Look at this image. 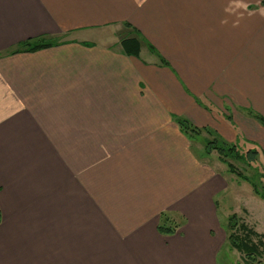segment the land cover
Returning a JSON list of instances; mask_svg holds the SVG:
<instances>
[{"label": "crops", "instance_id": "crops-1", "mask_svg": "<svg viewBox=\"0 0 264 264\" xmlns=\"http://www.w3.org/2000/svg\"><path fill=\"white\" fill-rule=\"evenodd\" d=\"M236 107L264 117L260 0H0V264H217L228 181L176 118L264 155Z\"/></svg>", "mask_w": 264, "mask_h": 264}, {"label": "trees", "instance_id": "trees-1", "mask_svg": "<svg viewBox=\"0 0 264 264\" xmlns=\"http://www.w3.org/2000/svg\"><path fill=\"white\" fill-rule=\"evenodd\" d=\"M264 4V0L260 1ZM58 43V40L53 38H39L34 41L25 40L21 42L17 48L12 49L11 53L20 51H35L41 48L51 46ZM121 44L127 54L135 57L139 56V40L134 37H124L121 39ZM264 127V117L259 113H252ZM230 120L229 116H226ZM176 122L180 129L188 134H199L203 131L206 136L204 137L205 152L210 154L214 152L217 158L226 164L227 171L235 173L238 177L247 181L252 189L254 195L264 199V183L261 182L263 174L258 170L256 165H253L258 157V149L255 147H243L236 141H228L219 137L217 133L210 128H197L193 126L186 118L177 117ZM235 162L240 163L249 168L254 173L250 176L246 175L238 169ZM1 221V213H0ZM176 226L168 223V220L163 218V222L158 224L157 229L164 234L172 233ZM227 241L228 244L242 255V260L245 264H264V234L259 233L252 227L248 226L243 220L239 218L236 213H229L226 223ZM256 238V239H254Z\"/></svg>", "mask_w": 264, "mask_h": 264}, {"label": "rangeland", "instance_id": "rangeland-1", "mask_svg": "<svg viewBox=\"0 0 264 264\" xmlns=\"http://www.w3.org/2000/svg\"><path fill=\"white\" fill-rule=\"evenodd\" d=\"M100 31L101 32H97L96 34L94 33L93 37L96 38L97 41L108 42V43L118 42L124 37H129L130 34V32H128V29L120 25L109 26L104 29H101ZM236 111L239 113V114L236 113L237 117L243 115L246 118L251 117L252 119H254V116L248 115L246 112H243L238 107H236ZM220 115L223 116V118L231 126H234L233 121L228 120L226 118L227 115L223 113H220ZM254 120L257 121L256 118ZM216 133L217 135H219V137H222L220 133L218 132ZM222 138L225 139L224 137ZM198 140H200V137H198ZM236 142H238V144L242 145L243 147L253 145L244 142V140L240 135H238V139H236ZM207 159L208 161H211V163L218 166L222 171L225 172L228 181V188L224 193V196L219 200L220 209L228 210L230 213L231 212L236 213L239 216V218L243 220L248 226L252 227L257 232L264 234V199H261L253 194L251 186L247 181H244L243 179L238 177L235 173L228 172L226 164L221 162L217 158V155L214 152L210 153L207 156ZM235 165L238 166V169L240 171H242L248 176H250L251 173H254V171H252L249 168L245 169V167L238 162H235ZM253 165H256L258 167V170L263 174L261 178V182L264 183L263 152L261 156L259 154L257 160L255 161V163H253ZM217 264H245V263L242 260V255L240 254V252L233 249L229 244H227V242H225V244L222 246L221 250L217 255Z\"/></svg>", "mask_w": 264, "mask_h": 264}]
</instances>
